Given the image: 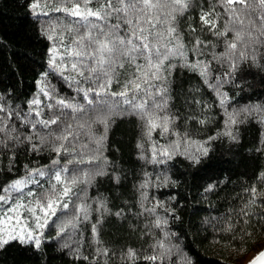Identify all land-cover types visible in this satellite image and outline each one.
I'll return each instance as SVG.
<instances>
[{"label":"snow or ice","instance_id":"1","mask_svg":"<svg viewBox=\"0 0 264 264\" xmlns=\"http://www.w3.org/2000/svg\"><path fill=\"white\" fill-rule=\"evenodd\" d=\"M23 7L26 17L36 18L35 32L45 43L39 61L26 51H13L17 64L25 59L39 64L33 68L32 91L22 96L10 83L0 88V249L16 243L40 250L44 241L56 239L61 249L87 264H107L115 256L121 264H176L168 261L173 253L179 264H193L186 251L189 229L173 222L182 221L180 210L196 197L208 201L200 226L210 227L217 238L227 234L243 240L256 225L264 230V191L258 192L255 183L234 193L223 212L211 201L229 179L213 171L216 143H239L238 126L253 119L264 126V98L241 103L230 93L244 89L246 68L264 70V0H61L55 7L52 0H24ZM196 17L198 26L187 22ZM177 69L194 81L184 116L171 109ZM10 73L22 78L21 67L10 66ZM205 93L211 102L201 99ZM193 107L198 114L188 115ZM116 116L134 117L148 144L146 149L137 141L143 165L134 207L121 201L127 211L114 210L108 194L90 195L100 177L121 180L104 152ZM182 119L183 132L177 127ZM193 120L200 127H214L217 121L221 127L194 137L187 127ZM99 125L103 132L97 133ZM157 131L159 142L153 136ZM254 151L264 154V138ZM21 152L47 163L29 158L18 165ZM177 158L184 161L180 172L173 171ZM257 177L264 181V168ZM107 215L143 217L147 231L140 235L151 241L117 253L99 238ZM82 222L91 225L88 252ZM258 262L264 264V250L248 264Z\"/></svg>","mask_w":264,"mask_h":264},{"label":"trees","instance_id":"2","mask_svg":"<svg viewBox=\"0 0 264 264\" xmlns=\"http://www.w3.org/2000/svg\"><path fill=\"white\" fill-rule=\"evenodd\" d=\"M60 2L61 0H52V6L55 7ZM23 4L24 0H0V38L3 40V44H0V68H2L0 78L3 80V83H0V88H3L5 83H10L17 87L22 96H27L33 89V68L39 69V64H33L32 60L25 59L22 65H19L16 63L18 57L13 55V51H26L31 57L39 61L45 41L35 32L36 25L33 21L36 18L25 16ZM187 22H195L197 26L199 24L198 17L195 18V21ZM206 38L211 39V37ZM10 66L21 67L22 78L20 80H18L19 73L15 75L10 73ZM174 75L176 79L175 83L172 84L174 101L171 104V109L173 113L178 110L179 114L184 116L186 109L190 107V105L184 103L186 97L190 95L187 90L190 88V82L194 81L189 74L182 73L179 69L176 70ZM262 77H264V70L256 67L246 68L241 74V79L245 85L244 89H230L231 95L241 103L248 99L264 98V80H262ZM60 90L66 95L69 94L63 87ZM204 98L211 102L210 93L201 96V99ZM187 114L197 115L198 113L193 107V110ZM220 119L222 120L223 117H220ZM214 125V127H200L194 120L187 122L191 134L194 137L201 138L221 127L218 121L214 122ZM185 126V120L182 119L177 122V127L180 128L181 132L184 131ZM238 130L241 136L239 143L217 142L212 153L213 171L220 178L225 175L229 178L228 182L219 191L211 194L213 207H218L220 212L230 206L229 198L234 193L240 192L241 189L249 187L252 183L256 184L258 192L264 191V181L259 180L257 177V173L264 168V154H258L254 151L259 146L260 140L264 138V126L253 119L239 125ZM96 131L97 133L103 132V125L97 126ZM106 135L104 152L114 162V170L121 174V180L117 184L108 176L100 177L96 185L90 189V195L96 196L97 192L108 194L112 202L110 206L114 210L122 208L127 211L121 201H127L128 207H134V185L139 179V173L143 165V162L137 156V141L144 143L146 149L148 144L146 138L142 136L138 121L134 117H114ZM153 136L157 142L161 139L159 131L153 133ZM29 158L35 164L47 163V160L42 156L31 155L29 157L23 152L19 154L16 162L22 166L23 162ZM183 166V158H177L173 171L180 172ZM185 178L190 179L187 174H185ZM216 178L217 176L213 175V179ZM3 179L4 176L0 174V180ZM180 187L183 191L187 190L188 185L182 184ZM192 191H195V189H192ZM160 195L163 198L164 193ZM217 201H219L218 204ZM207 209L208 201H201L200 197H196L195 201H188V207L180 210L182 221L173 222L174 224L182 223L185 228L189 229L188 239L191 241V245L186 251L192 257L193 264H242L243 259L264 242V230L258 225L254 226L251 235H246L243 240H234L232 236L227 234H221L217 238L210 227L205 231L204 227L200 226V218L208 214ZM143 219V217L138 220L131 216L124 218L107 215L105 222H102L99 229V238L117 253L126 245L137 249L145 248L151 241V237L146 240L140 235L142 231H147L146 228L142 227ZM254 222L255 218H253ZM192 224H197L198 228H192ZM133 225H135L134 228ZM90 228V223L82 222L80 225L85 252L90 251L89 245L92 243ZM47 235L53 237L54 229L48 230ZM193 235H195V239H192ZM72 240L78 241V237L73 236ZM60 243L61 241L56 239L46 240L40 250L10 243L0 249V264H87V261L83 259L75 260L68 254V249L59 247ZM173 259L176 264H179V257L175 253L168 258V261ZM107 264H121V261L118 256H115L108 259ZM144 264H147V262H144Z\"/></svg>","mask_w":264,"mask_h":264},{"label":"rangeland","instance_id":"3","mask_svg":"<svg viewBox=\"0 0 264 264\" xmlns=\"http://www.w3.org/2000/svg\"><path fill=\"white\" fill-rule=\"evenodd\" d=\"M264 249V242L254 251L250 252L242 261V264H248L250 260H252L260 250Z\"/></svg>","mask_w":264,"mask_h":264},{"label":"water","instance_id":"4","mask_svg":"<svg viewBox=\"0 0 264 264\" xmlns=\"http://www.w3.org/2000/svg\"><path fill=\"white\" fill-rule=\"evenodd\" d=\"M263 250H264V249H263ZM256 256H257V255H256ZM256 256H255V257H256ZM255 257H254V258H255ZM254 258H253V259H254ZM258 264H260V262H258Z\"/></svg>","mask_w":264,"mask_h":264}]
</instances>
